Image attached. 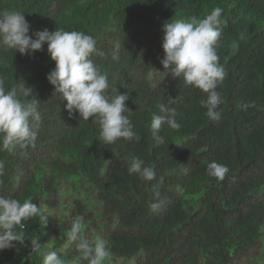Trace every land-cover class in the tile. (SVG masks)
<instances>
[{
    "label": "trees",
    "instance_id": "obj_1",
    "mask_svg": "<svg viewBox=\"0 0 264 264\" xmlns=\"http://www.w3.org/2000/svg\"><path fill=\"white\" fill-rule=\"evenodd\" d=\"M222 12L216 45L225 78L218 86L219 121L206 116L207 94L174 77L160 63L162 26L170 19ZM21 11L29 34L47 29L92 35L107 73L109 96L127 93L135 137L107 145L91 121L70 116L47 74L55 67L47 43L33 55L0 50L5 89H34L42 122L34 143L0 151V195L31 200L43 218L16 231L24 243L0 250V264H43L46 249L65 264H88L67 237L83 217L81 237H102L105 264H264V0H0V10ZM33 38H35L33 36ZM118 59H113V54ZM177 111L181 127L164 125L158 143L150 129L157 105ZM133 159L155 169L156 181L129 174ZM227 166L223 180L207 165ZM169 203L153 212L149 204ZM41 244L33 250L31 239Z\"/></svg>",
    "mask_w": 264,
    "mask_h": 264
},
{
    "label": "clouds",
    "instance_id": "obj_2",
    "mask_svg": "<svg viewBox=\"0 0 264 264\" xmlns=\"http://www.w3.org/2000/svg\"><path fill=\"white\" fill-rule=\"evenodd\" d=\"M222 12L220 7L214 8L204 18L170 19L162 26V48L164 55L160 60L164 69H170L174 77H178L185 85L192 86L206 93L201 106L206 108V116L211 121L221 119L219 106L223 103L218 86L225 78V70L219 64L216 45L221 36ZM31 25L21 11L0 10V50L14 49L21 55H33L42 50L47 43L48 54L55 61V67L47 74V80L54 86V93L66 101L65 108L70 116L78 114L81 120L91 121L99 128L98 139L110 145L119 139L132 140L135 137L133 124L125 114L129 109L126 101L127 93L109 96V80L107 73L101 72L90 58L96 49V39L82 31H65L47 29L29 34ZM33 36L35 38H33ZM113 59H118L113 54ZM39 100L34 89L27 84H18L5 89L0 79V151H13L17 146L26 148L36 140L42 122L38 110ZM158 112L151 116L150 129L154 139L163 143L164 137L159 135L162 127L167 125L177 130L181 127L177 120V111L165 103L157 105ZM3 164L0 163V174ZM129 174H137L145 181H156V171L144 165L139 159H133L128 167ZM207 172L218 180H223L228 172L227 166L216 161L207 165ZM153 190L157 199L149 204L153 212H161L169 203L160 198L159 185ZM41 216L40 208L25 200L0 195V250L11 248L13 242L24 243L23 234L16 231L23 222ZM83 217H76L71 224L67 237L75 241L78 252L88 264H105L110 257L108 242L102 237L88 240L81 237ZM33 250H39L41 244L31 239ZM43 264H65L57 251L46 249L43 252Z\"/></svg>",
    "mask_w": 264,
    "mask_h": 264
}]
</instances>
